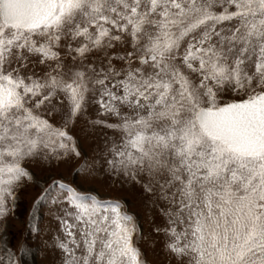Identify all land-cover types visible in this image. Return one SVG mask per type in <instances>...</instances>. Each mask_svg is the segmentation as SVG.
Returning <instances> with one entry per match:
<instances>
[{
	"label": "snow or ice",
	"instance_id": "obj_1",
	"mask_svg": "<svg viewBox=\"0 0 264 264\" xmlns=\"http://www.w3.org/2000/svg\"><path fill=\"white\" fill-rule=\"evenodd\" d=\"M37 254L264 264V0H0V264Z\"/></svg>",
	"mask_w": 264,
	"mask_h": 264
},
{
	"label": "rangeland",
	"instance_id": "obj_2",
	"mask_svg": "<svg viewBox=\"0 0 264 264\" xmlns=\"http://www.w3.org/2000/svg\"><path fill=\"white\" fill-rule=\"evenodd\" d=\"M37 172V175H41L40 169H35ZM95 187L99 190L100 196L102 198H123L126 203L128 204L129 208L128 210L134 214H136L141 222L142 230L145 232V234L151 232V228L148 224V216H147V210L144 208L142 203L135 199L130 192L127 190L126 187L121 186L119 182H116L115 184L111 183V181L105 182L103 185L97 184ZM34 191L32 189L29 190L28 193L24 194L20 205L17 208V215L20 217V219L13 220L10 223L13 225L14 228L20 229L23 228V218L26 213V209L30 205L31 201V192ZM26 238L31 240L33 239V235L31 233L26 234ZM142 248L146 249V245L142 244ZM148 258L151 260L153 259V256L151 254V251L148 250ZM36 262L37 264H44V257L42 254H37L36 256Z\"/></svg>",
	"mask_w": 264,
	"mask_h": 264
}]
</instances>
